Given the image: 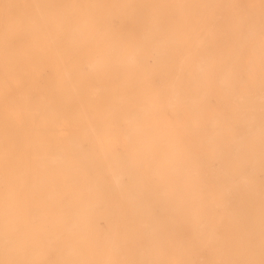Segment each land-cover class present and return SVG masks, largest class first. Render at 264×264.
<instances>
[{
  "label": "snow or ice",
  "instance_id": "obj_1",
  "mask_svg": "<svg viewBox=\"0 0 264 264\" xmlns=\"http://www.w3.org/2000/svg\"><path fill=\"white\" fill-rule=\"evenodd\" d=\"M4 27L0 33V110L2 154H0V264H264V0H211L200 3H173L169 0H145L136 4L102 3L98 0H22L3 4ZM22 12L19 22L9 15ZM136 9L134 15L113 14L109 9ZM259 9V81H260V167L261 196L259 211V258H256L254 213L249 212L246 235H236L226 245L217 239L218 223L207 219L203 189L192 183L190 172H204L202 142L188 136L195 129H181L170 121L174 147L181 154L160 152L129 165V174L148 200L167 204V215L153 214L145 221L133 216L114 237L107 259L86 258L90 250L104 252L106 242L87 233L57 236L38 243L33 228L31 174L34 160L31 131L24 116L33 120L40 97L38 89L47 70V49L37 47L31 36L44 33L48 47L76 58L84 54L89 33L100 31L125 39L141 54L138 65L148 90L163 96L168 88L178 95L196 90L200 102L212 106L216 101L203 90L216 88L217 78L224 84L217 97L251 96L256 80L255 48L251 41ZM176 9L189 10L179 15ZM15 25V27H13ZM198 43L193 47V41ZM203 50L204 67L189 73L183 66L189 57ZM179 66V69H178ZM52 88L54 85H43ZM242 110L252 111L241 105ZM230 112V106L225 105ZM189 111L192 109L189 106ZM247 127L241 134H247ZM85 150L88 141L83 143ZM251 160V158H250ZM224 166L239 168V161L228 158ZM247 169L245 173L247 174ZM206 183H214L210 176ZM225 196L229 192L223 193ZM198 218L194 228L178 231L176 225ZM77 240L80 243H77ZM227 258L186 259L190 251L206 254L209 250Z\"/></svg>",
  "mask_w": 264,
  "mask_h": 264
},
{
  "label": "bare ground",
  "instance_id": "obj_2",
  "mask_svg": "<svg viewBox=\"0 0 264 264\" xmlns=\"http://www.w3.org/2000/svg\"><path fill=\"white\" fill-rule=\"evenodd\" d=\"M21 2L0 0V33L5 23L2 5ZM98 2L136 4L145 0ZM254 2L258 3V0ZM105 11L128 15L138 12L132 8ZM174 11L184 15L189 10ZM255 12L257 24L251 43L255 48L256 80L252 94L243 97L226 94L218 98L217 89L224 84V76L220 75L216 88L203 90L215 99L212 106L201 103L195 89L178 95L169 87L163 96L158 90H148L143 70L138 65L141 53L125 39L110 37L100 31L91 32L84 42V54L69 58L60 49L48 47L44 33L36 31L32 34L33 43L47 49V70L41 79L40 100L35 107L37 115L34 120L31 113L24 116L34 150L32 216L38 243L57 236L87 233L105 241L106 247L102 253L90 250L86 258L107 259L114 237L123 230L128 218L136 216L147 221L154 213L169 214V205L145 198L129 174V165L160 152L175 153L177 162H181L169 123L173 121L182 130L191 125L195 132L189 131L188 136L203 144L205 170L201 173L192 169L190 179L203 189L208 221L219 224V244L226 245L238 234L246 235L251 210L255 221L256 258H259V9ZM9 15L19 22L22 12L13 8ZM196 43L198 41L194 40L193 47ZM203 67V50L191 55L183 66L189 73H200ZM48 84L54 87L43 86ZM226 104L230 106V112L225 110ZM241 105L250 106L252 111L242 110ZM2 107L0 97V110ZM245 127L247 134L242 135L241 129ZM85 139L87 150L83 147ZM2 147L0 130V154ZM229 157L239 161L238 169L230 171L224 166ZM206 176L214 183H206ZM229 191L230 195L223 194ZM101 218L106 221L105 228L98 223ZM197 222L198 218H188L176 227L178 231H184L194 228ZM184 258L202 260L227 256L210 249L204 255L187 252Z\"/></svg>",
  "mask_w": 264,
  "mask_h": 264
},
{
  "label": "rangeland",
  "instance_id": "obj_3",
  "mask_svg": "<svg viewBox=\"0 0 264 264\" xmlns=\"http://www.w3.org/2000/svg\"><path fill=\"white\" fill-rule=\"evenodd\" d=\"M99 225L101 226V227H103V228H105L106 226H107V224H106V221L104 220V219H99Z\"/></svg>",
  "mask_w": 264,
  "mask_h": 264
}]
</instances>
